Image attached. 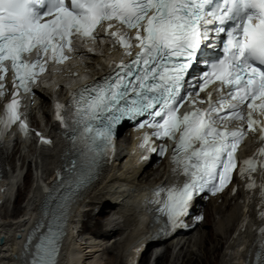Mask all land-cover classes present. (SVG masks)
Listing matches in <instances>:
<instances>
[{"label": "snow or ice", "instance_id": "obj_1", "mask_svg": "<svg viewBox=\"0 0 264 264\" xmlns=\"http://www.w3.org/2000/svg\"><path fill=\"white\" fill-rule=\"evenodd\" d=\"M113 22L136 30L134 56L133 37L110 31ZM101 28L117 37L132 59L113 62L106 76L72 92L68 106L56 104L57 119L67 124L68 114L73 141L82 145L83 159L73 170L83 176L91 169L113 145L121 121L153 130L143 134L141 147H150L152 137L174 140L173 171L182 173L184 182L167 190L164 203L175 225L195 193L209 186L222 190L237 170L236 152L247 133L243 126L230 129L231 122L246 120L248 130H258L264 140V120L255 118L264 117V0H0V72L10 64L14 87L30 92L50 61L69 58L63 50L72 37L89 42ZM213 38L222 45V56L193 78L190 69ZM209 85L206 109L179 113L188 97H199ZM16 95L0 115V137L17 121L27 133ZM165 151L162 146L161 154ZM258 170L264 175V146L239 163V174L249 180L246 187L259 188L264 206V182L258 185L253 177ZM57 251L55 236L45 235L31 264H57ZM256 264H264V250Z\"/></svg>", "mask_w": 264, "mask_h": 264}, {"label": "bare ground", "instance_id": "obj_2", "mask_svg": "<svg viewBox=\"0 0 264 264\" xmlns=\"http://www.w3.org/2000/svg\"><path fill=\"white\" fill-rule=\"evenodd\" d=\"M101 50L102 55L88 56L85 61H78L77 67L64 70L57 88H38L37 104L32 107L33 125L57 133L56 104L65 105L70 94L63 86L64 81L78 78L81 73L92 79L100 77L106 71L109 56L117 52L111 45ZM61 134L60 130L58 141L46 155L36 153L31 141L23 145L8 137L0 145V237L3 238L0 264H26L32 254V242L26 248L25 240L27 234L35 235L37 231L33 228L45 219V194L40 191V185L46 180L52 182L63 166L67 142ZM257 138L258 135H252L241 151L242 156L256 150L259 146ZM129 142L128 137L121 138L119 152L100 179L76 197L59 264H142V257L153 247L159 254L153 262L149 256L145 264H177L176 259L180 257L189 264H243L247 257H252L260 242L256 231L264 223L259 216L263 210L260 190H249L246 187L249 180L242 181L237 177L227 191L209 200V207L204 208L206 200L202 198L195 201L196 215L205 213L204 221L186 233H177L163 241H149V221L140 192L167 179L168 163L163 160L160 164L154 156L138 162L127 146ZM27 161L28 173L23 177ZM21 178H25L28 192L21 204L6 211L4 207L14 201L18 203V196L23 194ZM254 179L259 185L264 182V175L259 171ZM16 185L17 191H14ZM234 186L238 187L236 193L232 191ZM13 195H16L14 201ZM21 209L22 214L15 216ZM85 218L87 222H84ZM92 226L93 229L87 228ZM220 243L225 246L212 260ZM145 244L147 246L141 252ZM196 246L203 248V255L196 253Z\"/></svg>", "mask_w": 264, "mask_h": 264}, {"label": "rangeland", "instance_id": "obj_3", "mask_svg": "<svg viewBox=\"0 0 264 264\" xmlns=\"http://www.w3.org/2000/svg\"><path fill=\"white\" fill-rule=\"evenodd\" d=\"M24 175H23V177H25V175L28 173V168L26 169V168H24ZM31 177H32V175H31ZM24 179L25 178H21V180H20V185H21V187H22V190H23V194L21 195V196H18V198H19V201H18V203L17 202H12V203H8V205L7 206H5L4 207V210H13L15 207H16V204L17 205H19V204H21V201L25 198V196H26V194H27V192H28V188H29V186H27V184H25V182H24ZM209 203L210 202H207L204 206H206V207H204V208H207V207H209ZM10 206V207H9ZM10 208V209H9ZM206 209H204V211H205ZM22 212H23V209H21L19 212H18V214H15V216H18L19 214H22ZM88 221V219L87 218H85L84 219V222H87ZM81 225V224H80ZM89 230L90 229H93L94 228V226H92V227H87ZM206 229H208V231L210 230L209 229V226L208 227H206ZM97 230H99V228L97 229ZM115 235V234H114ZM225 241V240H224ZM225 243H220L219 244V249H218V251L217 252H215L213 255H212V260L215 258V257H218V255L220 254V251L221 250H223V248H224V245ZM167 248V247H166ZM199 247H197L196 246V253L197 254H200V255H203V253H204V251H203V248H201V249H198ZM201 250V251H200ZM149 252L147 251L145 254H144V256L142 257V260H141V263L142 264H145L147 261H148V259H149V254H148ZM107 257H110V256H107ZM106 261V259L103 261V262H105ZM150 262H153V261H150ZM176 262H177V264H189V263H185L184 262V260H183V258L182 257H180L179 259H176Z\"/></svg>", "mask_w": 264, "mask_h": 264}, {"label": "water", "instance_id": "obj_4", "mask_svg": "<svg viewBox=\"0 0 264 264\" xmlns=\"http://www.w3.org/2000/svg\"><path fill=\"white\" fill-rule=\"evenodd\" d=\"M2 240V239H1Z\"/></svg>", "mask_w": 264, "mask_h": 264}]
</instances>
